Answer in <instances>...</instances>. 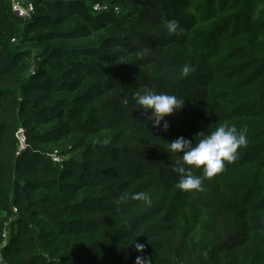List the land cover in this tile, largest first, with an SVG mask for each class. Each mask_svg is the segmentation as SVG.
I'll list each match as a JSON object with an SVG mask.
<instances>
[{
	"label": "trees",
	"instance_id": "trees-1",
	"mask_svg": "<svg viewBox=\"0 0 264 264\" xmlns=\"http://www.w3.org/2000/svg\"><path fill=\"white\" fill-rule=\"evenodd\" d=\"M30 1L24 22L0 0L4 262L264 264V0ZM145 88L185 100L167 131L131 100ZM225 121L247 129L237 159L177 189L164 142Z\"/></svg>",
	"mask_w": 264,
	"mask_h": 264
},
{
	"label": "clouds",
	"instance_id": "clouds-1",
	"mask_svg": "<svg viewBox=\"0 0 264 264\" xmlns=\"http://www.w3.org/2000/svg\"><path fill=\"white\" fill-rule=\"evenodd\" d=\"M166 31L169 35H179L182 29L175 19L165 23ZM187 75L190 72L189 66L182 69ZM131 100L143 110L144 115L151 114L152 126L159 128L163 123V130H168V123L165 118L181 110L185 100L179 99L175 95L157 93L150 89H141L134 93ZM192 140L178 137L170 142H164L166 152L175 157L173 171L179 175L176 188L184 192L203 191L204 179H210L225 169V165L237 159L238 151L247 144V129L237 128L236 125L227 121L217 124L214 130L201 132ZM194 170H200L202 176L194 175ZM133 201L144 205H150L152 198L148 192L139 191L131 196ZM136 239L130 244L135 245V250L142 253L144 245L137 243ZM135 264H149V261L137 256Z\"/></svg>",
	"mask_w": 264,
	"mask_h": 264
},
{
	"label": "built area",
	"instance_id": "built-area-1",
	"mask_svg": "<svg viewBox=\"0 0 264 264\" xmlns=\"http://www.w3.org/2000/svg\"><path fill=\"white\" fill-rule=\"evenodd\" d=\"M10 1V8H11V13L21 19L24 22H31L34 18L35 15V8L34 4L30 0H9ZM107 5L102 4L99 1L94 0V3L92 5V9L94 12H103L107 10ZM116 14H119L120 11L119 9H115ZM16 138L18 139L20 143V151L24 150L26 148V137H25V132L23 129H19L16 133ZM52 159L55 163L61 165L63 162V158L58 156L57 153L52 155ZM10 236V231L8 227L5 228L3 231V243L0 245V264H6L4 262V259L1 254V249L7 244L8 239Z\"/></svg>",
	"mask_w": 264,
	"mask_h": 264
}]
</instances>
